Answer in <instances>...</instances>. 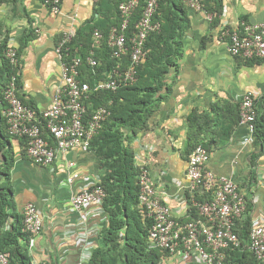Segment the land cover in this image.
I'll use <instances>...</instances> for the list:
<instances>
[{
    "label": "crops",
    "instance_id": "obj_1",
    "mask_svg": "<svg viewBox=\"0 0 264 264\" xmlns=\"http://www.w3.org/2000/svg\"><path fill=\"white\" fill-rule=\"evenodd\" d=\"M188 14L190 26L178 80L148 128L133 137L136 162L149 168L159 195L170 206L173 216L179 220L187 218L188 116L193 110L203 113L202 125L211 123L197 137L210 145L207 168L217 176L236 181L245 195V212L250 209L253 224L264 217V146L255 144V136L252 143L245 142L250 131L236 117L242 97L249 92L261 102L260 112H264V60L231 54L225 30L242 22H264V0H223L221 23L216 26L213 14L203 9V1L200 10L189 5ZM117 20L113 0H62L59 13L52 12L44 0H0V44L7 33L16 41L21 58L18 70L21 99L38 111L53 102L63 83L56 45L65 32L76 34L79 29L91 26L104 32ZM2 83L3 80L0 143L5 144L4 150L10 152L13 160L9 168L14 202L9 209L10 224L16 222V216L23 215L28 203H34L43 213L44 228L34 245L29 246L33 262L75 264L80 258L75 242L77 233L88 228L95 238L107 224L102 216L84 222L83 215L88 209H72V197L87 183V177L100 180L103 175L98 156L89 147H76L59 152L51 165L33 162L27 155L25 139L8 132ZM6 162L7 157L1 151L0 167ZM73 172L80 176L69 182L67 178ZM0 176L5 175L0 172Z\"/></svg>",
    "mask_w": 264,
    "mask_h": 264
},
{
    "label": "built area",
    "instance_id": "obj_2",
    "mask_svg": "<svg viewBox=\"0 0 264 264\" xmlns=\"http://www.w3.org/2000/svg\"><path fill=\"white\" fill-rule=\"evenodd\" d=\"M44 2L52 12L61 11L62 0ZM187 2L192 8H202V0ZM139 3L140 0H128L120 4L121 31L113 27L108 38L115 57H122L130 51L131 61L128 69L124 72L114 71L112 76L98 80L93 87L79 78L82 58H67L66 45L72 41L75 33L65 32L61 36L56 45V52L62 67L63 83L57 89L53 102L43 111L27 105L19 96L18 70L21 58L15 39L10 37L5 54L17 72L12 73L3 86V98L7 104L4 116L9 134L26 139L27 155L36 164L48 166L54 163L59 152L65 153L76 147L88 148L110 111L101 106L86 119L85 101L89 100L94 91L116 90L123 83L137 80L138 66L146 59V38L160 27V24L154 21L159 0H146L143 15L136 24L129 47L126 30ZM225 34L229 38L228 50L231 54L264 60V22H242L238 27L227 28ZM103 38L101 30L96 29L93 33L94 49L100 46ZM94 53L92 50L87 60L96 66L98 61ZM256 102L251 92L244 94L240 101V123L245 124L250 131V135L245 138L246 143H252L255 133L258 113ZM44 128L53 142L44 136ZM209 159L210 151L202 144L190 153L187 170L191 197L187 196V202L190 204L188 216L194 206L198 215L185 222L175 218L170 206L163 202L149 168L146 165L140 167V207L145 216L152 220L149 229L150 245L169 252V257L160 264H227V250L242 246L235 225L246 211L245 195L232 177L217 176L209 170ZM79 176L78 172H73L67 179L74 182ZM99 181L87 177V183L72 197L74 211L88 209L83 215L84 222L90 217H103L105 191ZM196 194L203 200H197ZM23 215V231L29 234L30 246H33L44 228V216L34 203L25 206ZM93 234L88 228L77 233L75 242L80 249V258L75 264H89L95 246ZM249 249L258 260L264 261V217L253 221ZM0 264L15 263L10 260L9 253L0 250Z\"/></svg>",
    "mask_w": 264,
    "mask_h": 264
},
{
    "label": "trees",
    "instance_id": "obj_3",
    "mask_svg": "<svg viewBox=\"0 0 264 264\" xmlns=\"http://www.w3.org/2000/svg\"><path fill=\"white\" fill-rule=\"evenodd\" d=\"M125 1L128 0H113L118 20L104 32L101 30L104 38L100 46H96L95 49L92 46L93 33L98 29L94 26L79 29L72 41L66 45L69 60L77 56L82 58L79 78L90 83L92 87L98 80L112 76L114 71H126L130 64V51L122 57H115L108 42L113 27L121 31L120 4ZM202 1L203 9L213 14V24L219 25L222 19L223 0ZM145 6L146 0H140L139 6L131 16L126 30L129 47L130 38L136 30V24L141 19ZM188 6L187 0H159L154 21L159 23L160 27L146 38V59L138 66L137 80L123 83L116 90L94 91L89 100L85 101L86 119L101 106L107 107L110 111L89 146V149L98 156L100 168L103 170L99 183L105 191L103 217L107 220V224L94 238L95 246L89 264H160L169 257L168 251L150 245L149 229L152 220L145 216L140 207L141 168L136 162L131 142L133 137L148 128L150 120L161 108L163 101L172 94L174 84L178 80L180 61L185 54V36L190 26ZM9 39L10 33H7L0 44V56L3 59L0 81L3 80V86L9 76L17 72L5 54ZM204 42L205 40L203 45ZM92 50L98 61L96 66L87 60ZM262 102L264 104V100ZM260 104V101L256 102L258 113L254 136L255 144L263 147L264 112H260ZM202 115L203 113L193 110L188 116L190 153L200 144L210 149V145L204 139L197 137L200 132L206 130L205 125L211 123L207 121L203 126L200 120L205 117ZM236 119L240 122V104ZM43 134L53 142L46 128L43 129ZM4 147L5 144L0 143V152L4 151L7 157L4 167H0V172L5 175L0 176V250L9 253L10 260L15 264H35L30 254L29 234L23 231L24 215L16 216V222L10 224L9 209L14 207V202L11 197L9 168L13 160L10 152H6ZM195 198L203 200L199 194H196ZM191 210L190 215L182 218L181 222L197 217L196 207H192ZM251 228L252 216L250 209H247L235 225L242 246L227 250V264H264V261L258 260L249 249Z\"/></svg>",
    "mask_w": 264,
    "mask_h": 264
}]
</instances>
